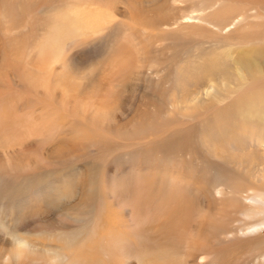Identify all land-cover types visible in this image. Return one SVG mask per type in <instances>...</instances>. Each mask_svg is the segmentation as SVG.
<instances>
[{"label": "rangeland", "instance_id": "1", "mask_svg": "<svg viewBox=\"0 0 264 264\" xmlns=\"http://www.w3.org/2000/svg\"><path fill=\"white\" fill-rule=\"evenodd\" d=\"M82 1H90L109 15L123 13L127 20L136 25L134 33L128 34L125 24L120 23L114 33L111 49L107 50L105 45H101L99 57L96 59L95 56L92 62L74 67L61 86L71 93H79L80 100L76 107L82 121L87 124L89 120L102 123L101 130H98L100 144L84 148L87 140L81 142L85 137L83 134L65 131L46 143L29 145V149L23 151L29 132L39 131L40 126L30 123L20 126L14 139L18 142H15V150L21 153L14 156L13 172L7 177L0 173V228L14 222L17 209L10 207L13 202L22 199L26 200L27 205L32 203L33 208L26 210L25 207L24 210L29 215L42 212L55 196L78 182L85 162L102 159L109 160V169L102 174L100 190L93 191L91 195L92 203H95L92 208L97 209V222L102 228L106 223L109 226L113 223L112 213L108 212L109 221L105 218L107 209L112 208L114 213L121 215L125 206L123 200H126L131 183L138 174L147 180L146 174L153 166L168 171L180 162H198L200 168H186L181 185L190 180V175H195L197 178L194 182L203 188L201 192L204 195L206 183L211 179L202 162L207 154L204 147L207 123L195 125L187 121H231V117L237 118L232 109H213L210 105H202L209 99L206 93L213 94L223 83L221 75L235 71L231 62L234 51L239 54L240 74L251 73L244 68L246 62L262 65L258 61L257 51L264 48V0H180L176 4L174 0H152L149 6L143 4L145 0H0V122L6 121L3 117L7 107H12L13 116L18 121H30L38 116L26 109L23 89H13L14 81H11L21 79L24 82L27 79V64L32 57L44 59L53 43L60 55L59 60H63L71 53L70 45L81 43L85 37H93L81 34V25L67 11L70 4H82ZM183 15L198 18L199 21H193L189 26H179L176 23ZM247 17L251 21L249 26L244 20ZM238 19L240 23L233 26L232 23ZM119 47L128 56L113 68V72H117L119 77L127 76V85L118 94V103L113 99L103 105L96 103L95 108H91V97L101 90L108 61ZM55 48L52 53L56 57ZM46 60L44 68H48L53 61ZM65 62H58L57 66ZM213 76L218 79L212 80ZM200 81L202 84H199ZM49 88L53 91L56 86L50 84ZM248 89L241 93L240 101L264 94V83ZM148 92L158 100L149 102L144 96ZM113 93L117 96L115 90ZM122 100L124 102L120 103ZM122 107L126 111L124 116ZM246 108H238L241 121L261 118L244 114ZM147 112L156 114L152 121L162 124L175 122L169 128L174 127L177 132L169 135L168 128H165L152 135V127L145 136L124 135L125 139L119 133H114L115 129L123 131L137 122L142 127L148 121ZM118 116L120 121L115 120ZM111 121L114 123L110 124ZM105 124L110 126L105 128ZM245 133L252 142L248 144L243 139L239 140L235 152L240 156L258 154L264 158V142L258 141L252 131ZM192 143L194 152L189 153L188 147ZM72 148H75L78 158L69 164L60 166L45 159V156L59 155ZM5 151L3 141L0 143V153ZM129 158L134 159L132 166ZM0 164L7 162L4 160ZM238 173L247 180H254L253 175H256L242 168ZM183 192L189 200H195L190 191ZM53 217L62 219L56 213ZM30 239L49 243L42 238ZM97 240H100L98 249L103 242V234ZM172 241L178 245L177 240ZM87 264L92 263L88 261Z\"/></svg>", "mask_w": 264, "mask_h": 264}, {"label": "bare ground", "instance_id": "2", "mask_svg": "<svg viewBox=\"0 0 264 264\" xmlns=\"http://www.w3.org/2000/svg\"><path fill=\"white\" fill-rule=\"evenodd\" d=\"M178 2L180 0L173 1L174 4ZM152 3V0L143 2L148 6ZM67 11L81 25L79 32L93 37H85L81 43L70 45L71 53L63 60H59L60 55L52 43L51 51L45 53L44 59L34 56L29 60L24 82L21 79L11 80L14 81L13 89H23L26 109L38 116L30 121H18L13 116L12 107L4 110L3 119L6 121L0 122V143L4 141L6 151L0 153V163L5 160L7 164H0V173L6 177L13 172L15 154L21 153L15 150L14 138L23 124L40 126L39 131L29 132L23 151L29 149V145L46 143L65 131L83 134L85 137L81 142L87 140L84 148L100 144L98 130H101L102 123L89 120L87 124L82 121L76 107L80 100L79 93H71L61 86L74 67L92 62L95 56L96 59L99 57L101 45H105L107 50L111 49L114 33L120 23L125 24L128 34L134 33L136 25L127 20L123 13L109 15L90 1L70 4ZM244 20L249 26V18ZM193 21L199 19L183 15L176 24L189 26ZM239 23L240 19L232 25ZM242 25L245 26L244 23ZM54 48L56 57L52 53ZM126 56L122 47L111 56L103 75V86L99 93L91 97V108H95L96 103L103 105L113 99L118 103V94L125 89L127 76L119 77L113 68ZM257 56L262 65L246 62L244 68L251 73L240 74L239 54L234 51L231 62L236 72L222 74L223 83L213 94L206 93L209 99L202 104L210 105L213 109H232L237 118L231 117V121H187L195 125L207 123L204 140L207 154L202 162L211 179L206 183L204 195L201 192L203 188L194 182L197 178L195 175H190V180L181 185L186 168H200L198 162H180L168 171L153 166L146 174L147 180L138 174L131 183L127 201L123 200L125 206L121 215L114 213L112 208L107 209L105 218L109 221L108 212L112 213L113 223L110 226L106 223L102 228L97 222L98 211L92 208L95 203H92L91 195L93 191L100 190L102 174L109 169V160L85 162L78 182L55 196L44 211L29 215L28 211L24 212L25 207L30 210L34 205H27L26 200L22 199L10 205L16 207L17 216L14 222L0 228V264H87L88 261L92 264H264V158L258 154L240 156L235 152L239 140L243 139L248 144L252 142L245 133L247 130L252 131L258 141L264 142V94L240 101L242 92L264 83V48L257 51ZM46 59L53 60L48 68H44ZM65 60L64 64L57 66L58 62ZM39 68L46 71L42 72ZM125 69L128 71L127 66ZM213 78L218 79L217 76ZM50 84L56 86L53 91L49 88ZM112 85L114 87L111 89ZM113 90L117 96H114ZM144 96L149 102L158 100L150 92L144 93ZM240 106L247 107L244 114L261 118L241 121L238 112ZM125 114L122 107V116ZM146 115L148 121L142 127L137 122L123 131L115 129L114 133H119L125 139L124 135L145 136L152 127V135L165 128H168L169 135L177 132L176 128H169L175 122L162 124L152 121L156 117L153 112ZM115 120L120 121V116ZM110 124L104 127L108 128ZM74 150L48 155L45 159L60 166L69 164L78 158ZM193 150L192 143L188 151L192 153ZM129 163L132 166L134 159L129 158ZM240 168L256 173L254 180L240 175ZM160 181L165 182L161 184ZM183 190L190 191L195 200H189ZM55 213L62 219L54 218ZM101 234L103 242L97 249L100 241L97 238ZM30 238H42L49 243L34 242ZM172 239L177 240L178 245ZM51 241L56 243L52 244Z\"/></svg>", "mask_w": 264, "mask_h": 264}]
</instances>
